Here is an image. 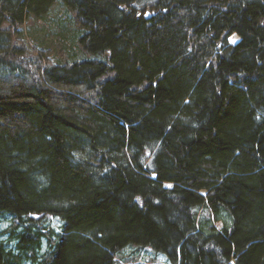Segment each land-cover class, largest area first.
<instances>
[{
    "label": "trees",
    "instance_id": "16d2710c",
    "mask_svg": "<svg viewBox=\"0 0 264 264\" xmlns=\"http://www.w3.org/2000/svg\"><path fill=\"white\" fill-rule=\"evenodd\" d=\"M126 246L264 264V0H0V264Z\"/></svg>",
    "mask_w": 264,
    "mask_h": 264
},
{
    "label": "rangeland",
    "instance_id": "374dc122",
    "mask_svg": "<svg viewBox=\"0 0 264 264\" xmlns=\"http://www.w3.org/2000/svg\"><path fill=\"white\" fill-rule=\"evenodd\" d=\"M66 21L67 17L62 10H54L45 19L39 20L35 27L25 29L23 35L28 42L38 46L42 41L48 42L47 39L56 35L57 32L63 31ZM5 225V223L2 224V226ZM53 226L60 229L61 224L58 218H53ZM120 255L123 258L135 257V259L124 261L116 256L117 264H170L162 253H157L147 246H126Z\"/></svg>",
    "mask_w": 264,
    "mask_h": 264
}]
</instances>
